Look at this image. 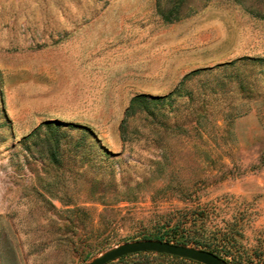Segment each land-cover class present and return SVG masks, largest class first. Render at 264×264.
<instances>
[{
	"label": "rangeland",
	"instance_id": "374dc122",
	"mask_svg": "<svg viewBox=\"0 0 264 264\" xmlns=\"http://www.w3.org/2000/svg\"><path fill=\"white\" fill-rule=\"evenodd\" d=\"M226 230L264 252V0H0V264Z\"/></svg>",
	"mask_w": 264,
	"mask_h": 264
},
{
	"label": "trees",
	"instance_id": "16d2710c",
	"mask_svg": "<svg viewBox=\"0 0 264 264\" xmlns=\"http://www.w3.org/2000/svg\"><path fill=\"white\" fill-rule=\"evenodd\" d=\"M234 61H231L229 63H233ZM198 70H193L190 73L186 74L184 78L188 77L189 74H194ZM183 78V79H184ZM159 98L156 96H151L145 93H139L132 96V98L129 101V105L125 111V119H128L129 117L133 116L138 109L146 110L149 106V104L152 101H158ZM49 124V122H47ZM161 239V238H160ZM215 242L213 244H210L204 240H195L197 245H199L201 248L210 250L223 259H225L230 264H264V252L259 251V249H255L254 251L250 252L245 246H243L235 237V235L231 234L230 231L226 230L224 232H219L218 235L215 236ZM162 240V239H161ZM179 244H185L182 242H176ZM130 256H139L144 261L139 262L138 264H144L148 263L150 264L152 260H180V261H188L193 264H201L196 261H192L189 259L167 255V254H158L153 252H141V253H135L126 255L123 257L118 258L119 261L124 260L127 257Z\"/></svg>",
	"mask_w": 264,
	"mask_h": 264
},
{
	"label": "water",
	"instance_id": "95a60500",
	"mask_svg": "<svg viewBox=\"0 0 264 264\" xmlns=\"http://www.w3.org/2000/svg\"><path fill=\"white\" fill-rule=\"evenodd\" d=\"M141 252L167 254L196 261L201 264H230L210 250L161 239L127 241L103 251L85 264H107L120 257Z\"/></svg>",
	"mask_w": 264,
	"mask_h": 264
},
{
	"label": "crops",
	"instance_id": "0c3cea01",
	"mask_svg": "<svg viewBox=\"0 0 264 264\" xmlns=\"http://www.w3.org/2000/svg\"><path fill=\"white\" fill-rule=\"evenodd\" d=\"M193 71V70H192Z\"/></svg>",
	"mask_w": 264,
	"mask_h": 264
}]
</instances>
